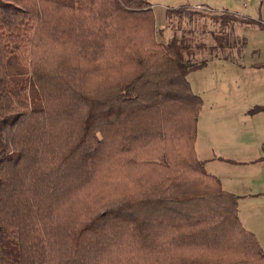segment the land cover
<instances>
[{"label":"trees","instance_id":"trees-1","mask_svg":"<svg viewBox=\"0 0 264 264\" xmlns=\"http://www.w3.org/2000/svg\"><path fill=\"white\" fill-rule=\"evenodd\" d=\"M187 53L149 0H0V264H264L197 157Z\"/></svg>","mask_w":264,"mask_h":264},{"label":"rangeland","instance_id":"rangeland-1","mask_svg":"<svg viewBox=\"0 0 264 264\" xmlns=\"http://www.w3.org/2000/svg\"><path fill=\"white\" fill-rule=\"evenodd\" d=\"M153 5L158 40L172 37L184 40L194 61L207 65L188 75L195 94L203 98L206 112L199 125L201 143L212 142L201 156L212 157L224 189L235 188L242 195L263 192L260 198L244 199L239 204L243 226L257 237L264 250V6L261 0H149ZM205 5V8H196ZM192 6L194 8H189ZM174 7V8H172ZM189 8L184 17L168 18L167 12ZM257 19L253 27L240 22L221 25L214 17L225 14ZM191 14L192 18L188 17ZM168 19V20H167ZM222 46L216 48V36ZM230 43L232 44L231 46ZM213 56V57H210ZM217 56V57H214ZM219 56V57H218ZM202 61V60H201ZM203 160V159H202ZM205 160V159H204ZM218 166V167H217Z\"/></svg>","mask_w":264,"mask_h":264},{"label":"crops","instance_id":"crops-1","mask_svg":"<svg viewBox=\"0 0 264 264\" xmlns=\"http://www.w3.org/2000/svg\"><path fill=\"white\" fill-rule=\"evenodd\" d=\"M262 1V7L264 6V0H261ZM152 5V4H151ZM189 8H194V7H192V6H188ZM205 8V9H207L208 11H211L210 9H208V8H206V6L205 5H197L194 9H196V8ZM152 8H153V5H152ZM172 8H174V7H172ZM264 9V8H263ZM154 10V9H153ZM248 17V16H247ZM251 19H253L254 21H256L257 19H254V18H251ZM168 20V19H167ZM257 22V21H256ZM260 23H261V25L264 27V18H263V16H262V18H261V21H260ZM167 26V25H166ZM166 26H161V27H159V26H157V24H156V28H157V30L158 31H160V30H163L164 28H166ZM250 26V25H249ZM251 26H253V27H260L259 25H257V24H255V25H251ZM260 29H262L261 27H260ZM263 30V29H262ZM173 38V37H172ZM171 38V39H172ZM163 42V41H162ZM166 43V42H165ZM200 96V95H199ZM202 98V97H201ZM202 100H203V98H202ZM203 115H206V116H210L211 114H209L208 112H206V110H205V106H204V103H203V108H202V111H201V113H200V116H199V120H198V134L200 133V131H199V125H200V122H201V118H202V116ZM200 138V136L199 135H197V140H196V144H195V149H196V154H197V157H198V155H199V153H201L202 155H204L205 153H209V151L214 155V157H216L215 155H218V154H216V153H214V150L212 149V142L211 141H209V143H201V140H199L198 141V139ZM202 157V159L201 158H199L198 157V159L199 160H201V161H205L206 162V170H207V172L209 173V174H211V175H213V176H216L217 178H219L220 179V177H218L217 176V168L216 167H214V168H212V171L210 172L209 170H208V167H209V164H214L213 162H212V157H207V158H204L205 156H201ZM205 159V160H204ZM218 167V166H217ZM221 181V180H220ZM221 184H222V181H221ZM222 187H223V184H222ZM223 189H224V187H223ZM235 188H232V187H230V190L229 189H224L225 191H227V192H229V193H232V194H234V195H236V196H241V197H244V198H242L240 201H239V204H240V202L242 201V200H244V199H248V198H253L252 196H254V195H258V194H263V192H256V193H253V194H247V195H242V194H240V193H237V192H234V191H236V190H234ZM258 198H260L259 196L257 197V198H254V199H258ZM240 211V210H239Z\"/></svg>","mask_w":264,"mask_h":264}]
</instances>
